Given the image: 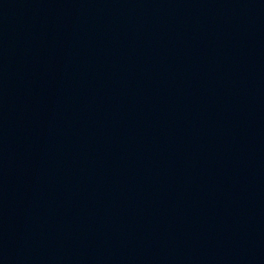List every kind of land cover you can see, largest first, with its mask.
I'll return each mask as SVG.
<instances>
[{
  "label": "water",
  "instance_id": "obj_1",
  "mask_svg": "<svg viewBox=\"0 0 264 264\" xmlns=\"http://www.w3.org/2000/svg\"><path fill=\"white\" fill-rule=\"evenodd\" d=\"M0 264H264V0H0Z\"/></svg>",
  "mask_w": 264,
  "mask_h": 264
}]
</instances>
